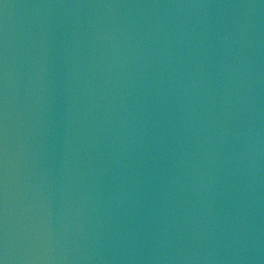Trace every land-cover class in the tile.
I'll use <instances>...</instances> for the list:
<instances>
[{
    "label": "water",
    "instance_id": "1",
    "mask_svg": "<svg viewBox=\"0 0 264 264\" xmlns=\"http://www.w3.org/2000/svg\"><path fill=\"white\" fill-rule=\"evenodd\" d=\"M0 264H264V0H0Z\"/></svg>",
    "mask_w": 264,
    "mask_h": 264
}]
</instances>
